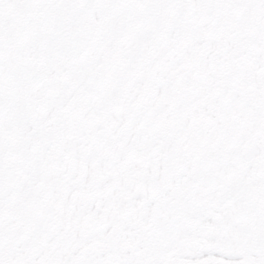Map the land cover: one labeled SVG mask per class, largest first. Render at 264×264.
Listing matches in <instances>:
<instances>
[{
  "label": "snow or ice",
  "instance_id": "obj_1",
  "mask_svg": "<svg viewBox=\"0 0 264 264\" xmlns=\"http://www.w3.org/2000/svg\"><path fill=\"white\" fill-rule=\"evenodd\" d=\"M0 264H264V0H0Z\"/></svg>",
  "mask_w": 264,
  "mask_h": 264
}]
</instances>
